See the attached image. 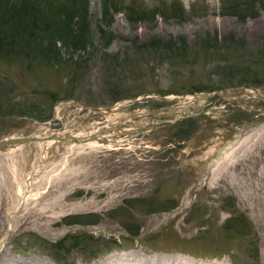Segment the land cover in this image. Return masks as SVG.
<instances>
[{"label":"rangeland","instance_id":"374dc122","mask_svg":"<svg viewBox=\"0 0 264 264\" xmlns=\"http://www.w3.org/2000/svg\"><path fill=\"white\" fill-rule=\"evenodd\" d=\"M42 1L0 0V39L14 44L0 45V78L14 89L0 141L85 138L128 125L127 115L106 109L137 118L171 108L136 122L131 131L143 134L120 136L127 142L118 146L54 140L0 152V264L153 254L264 264V102L250 92L264 97V0ZM60 5L75 23L85 18L88 35L66 25ZM129 8L147 14L129 19ZM36 11L50 30L38 33L40 48ZM49 49L55 59L40 54ZM26 105L34 119L14 117ZM187 114L195 116L170 123ZM216 135L236 140L207 163Z\"/></svg>","mask_w":264,"mask_h":264},{"label":"trees","instance_id":"16d2710c","mask_svg":"<svg viewBox=\"0 0 264 264\" xmlns=\"http://www.w3.org/2000/svg\"><path fill=\"white\" fill-rule=\"evenodd\" d=\"M44 4H47V5H49V4H51V1L50 0H45V1H42V4H41V6H43ZM261 4H262V6H264V1H262L261 2ZM37 7V6H36ZM39 8V7H38ZM46 8H49L48 6H46ZM55 10V12L58 14V15H60L62 18H63V20L65 21V23H66V25L67 26H70V28H72L74 25H77L78 26V33H80L81 35H85V34H87L88 35V29H87V23H86V20H85V18H81V21L82 22H80V23H75L74 22V19L76 18L77 19V17L78 16H74V15H72V14H70L69 13V8H68V6H65V5H60L59 7H58V9H54ZM71 10V9H70ZM58 11H61V14H59L58 13ZM28 12V11H27ZM135 13H137V14H147V12H144V11H142V10H137V9H131V8H129V9H127L126 10V14H127V16H128V18L130 19V18H133L134 17V15H135ZM161 13V14H160ZM160 13H158V15L160 16V17H163V16H165L164 14H165V12H161L160 11ZM43 16L42 14H40L39 13V11H36V27H34V28H36V41H38L37 42V45H38V48H40V46L44 43L43 42V40H42V37H40V34H46V35H48L49 37H50V30H49V26L48 25H46V24H44V25H42V26H39V25H41V24H39V23H41V21H43V19L41 18V16ZM140 18H143V17H140ZM32 26V25H31ZM26 28H28V27H26ZM25 28V25L22 27V29H26ZM38 33H40L39 35H38ZM8 37H10L11 39V41L13 40V38L9 35V36H7V37H5V38H3V39H0V45H1V47H3V46H5V47H8V48H13V46H14V44L12 45L11 43H9L10 41H9V39H7ZM1 38V37H0ZM159 42V41H158ZM151 48H160V44L159 43H154V45L152 44L151 45ZM167 48H169V47H167ZM152 50V49H151ZM52 51H54L53 49L51 50V49H49V50H45V51H40L41 53V55L42 56H44V58L45 59H55V57H54V53L52 52ZM154 51V50H153ZM1 78H3V79H1ZM1 78H0V114H2V116H5V114H6V111L7 110H4L3 112H1L2 111V106H3V104L5 103H7V100H6V95H9V94H12L13 93V88L11 87V86H7L6 85V83H5V79H4V77L3 76H1ZM6 94V95H5ZM58 100H53L52 102H51V104L49 105V110H48V112L49 113H47V112H45V111H43V112H41L42 114H43V116H46V118H44V119H42V121H46V119L47 118H50V115H52V107H53V105L57 102ZM18 112L21 114V115H14V117H20V118H25V117H27V118H30V119H34L33 118V113H32V109H31V107H29L28 105H26V107H24V108H21V109H19L18 110ZM10 117H12V115H9ZM7 117V116H6ZM40 120H41V118H40ZM129 230V229H128ZM127 230V231H128ZM138 233H137V231H135L134 233L132 232V235H134V236H136Z\"/></svg>","mask_w":264,"mask_h":264},{"label":"water","instance_id":"95a60500","mask_svg":"<svg viewBox=\"0 0 264 264\" xmlns=\"http://www.w3.org/2000/svg\"><path fill=\"white\" fill-rule=\"evenodd\" d=\"M242 90H248V88H243ZM250 90L253 91L262 102H264V97H262L256 90H254V89H250ZM220 92L221 91H216V92L209 93V94H202L199 97H195V99H196V101H197V99H199V100L200 99H203V100L204 99H208V98L212 97L213 95H219ZM222 92H226V91L224 90ZM175 106H178V105H175ZM170 108L171 107H167L166 109L150 111L149 113H147V114L141 116L140 118H138L136 120V122L141 121V120L146 119V118H153L155 116H158L161 113H164L165 111H168ZM95 111H99V110L96 109ZM107 111H110V109H107ZM192 116H195V115L187 114V115H182L180 117L171 116L172 117V121L171 122H176V121H178L180 119L188 118V117H192ZM261 118L264 119V115ZM256 119L257 118L254 117V118H252L250 120V122L256 121ZM118 128H119L118 126L112 127V128H108V129H105L103 131H100L99 133H95V134H93V135H91L89 137L82 138V139L74 138V137H63L62 138V137H54L53 136V137H48V138H44V139H39V138H36V137H26V138H16V139L2 140V141H0V152H3V151H5L8 148L16 147L18 145H23V144L33 143V142H40V141L46 142V141L52 140V139H57L58 141L65 142V143L73 142V143L86 144V143H89V142H92V141H96L98 143L106 144V142H108L109 139H105L102 136L104 134H107V133L111 134L113 132V130H118ZM237 131H238V129L236 130V132ZM138 134H141V132H138ZM122 135L123 136H130V135H136V133L122 131ZM222 152H223V148H221L218 153H222Z\"/></svg>","mask_w":264,"mask_h":264},{"label":"bare ground","instance_id":"6f19581e","mask_svg":"<svg viewBox=\"0 0 264 264\" xmlns=\"http://www.w3.org/2000/svg\"><path fill=\"white\" fill-rule=\"evenodd\" d=\"M251 93H253L252 91H250ZM254 94V93H253ZM199 99H197L198 101ZM196 99L194 97H191L188 99V104H192L193 102H195ZM182 104V103H181ZM186 105V104H185ZM189 106V105H188ZM115 111V112H114ZM110 112H114L113 115H119L117 114V111L116 110H111V111H107L106 113L105 112H102V113H105L106 115H111L109 114ZM47 127V126H46ZM48 128V127H47ZM66 133V128L64 129L63 133ZM68 135V134H67ZM57 136V134H56ZM59 136V134H58ZM66 136V135H65ZM110 137V136H108ZM78 138V137H77ZM41 139V138H39ZM79 139H82V138H79ZM122 141L121 140H113L111 139L110 142L106 143V146L107 147H112V146H118L120 145ZM39 143H44V141H40ZM69 143H73V142H69ZM75 145H85L83 143H73ZM31 177V176H30ZM33 179V178H32ZM131 179V178H130ZM29 180V178H28ZM135 182V181H134ZM31 183V181L29 182ZM131 183V182H130ZM126 184V183H125ZM140 184V183H138ZM113 185V184H112ZM132 185V184H131ZM130 185V186H131ZM118 186V185H117ZM124 187V186H122ZM121 187V188H122ZM118 188V187H117ZM27 189V188H26ZM131 189V188H130ZM133 190V188H132ZM135 190V189H134ZM115 191V190H114ZM113 191V192H114ZM264 191V190H263ZM101 194V193H100ZM113 194V193H112ZM26 195V194H25ZM114 195V194H113ZM115 196V195H114ZM25 198V196H24ZM27 198V197H26ZM30 198V197H29ZM112 198V197H111ZM114 198V197H113ZM115 200V199H114ZM55 206V205H54ZM61 206V205H60ZM63 207V206H61ZM49 206L46 208L48 209ZM54 208V207H53ZM53 208H50V209H53ZM47 212V211H45ZM49 213V211H48ZM52 222V221H51ZM135 253V252H134ZM137 254V253H136ZM139 254V253H138ZM126 255V254H124ZM130 255V254H129ZM142 255V253H141ZM128 256V254L126 255ZM146 256V255H145ZM205 263H208V262H199V261H194L192 259H189V258H183L181 256H179L178 254H169V255H162V254H153V255H150V256H146V257H142L140 259H138L137 261H132V260H127L126 258H124V256L122 255H112V256H109V257H106L105 259H103L102 261H100L98 264H205ZM97 264V263H96ZM208 264H213V263H208Z\"/></svg>","mask_w":264,"mask_h":264}]
</instances>
